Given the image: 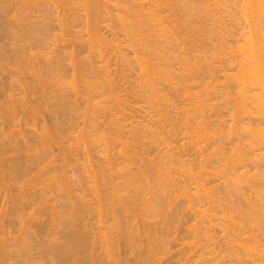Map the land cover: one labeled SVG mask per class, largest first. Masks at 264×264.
Returning <instances> with one entry per match:
<instances>
[{"label":"bare ground","instance_id":"1","mask_svg":"<svg viewBox=\"0 0 264 264\" xmlns=\"http://www.w3.org/2000/svg\"><path fill=\"white\" fill-rule=\"evenodd\" d=\"M15 67L0 264H264V0H0Z\"/></svg>","mask_w":264,"mask_h":264},{"label":"rangeland","instance_id":"2","mask_svg":"<svg viewBox=\"0 0 264 264\" xmlns=\"http://www.w3.org/2000/svg\"><path fill=\"white\" fill-rule=\"evenodd\" d=\"M9 17V16H8ZM9 19V18H8ZM6 20L5 19V23H7L6 21H9V20ZM51 49V48H50ZM85 51V50H84ZM19 68V67H18ZM15 69V70H14ZM13 69V73L12 72H8V71H2V72H0V85L1 86H3V89L4 90H2V93H0V108H5V107H7L10 103V96H13L12 97V99L13 98H15V99H13V100H15L17 103V105L18 106H20L19 104H21V103H19V100L21 99L20 97V95H21V90L20 89H18L19 87L17 86L18 85V83H16V81L13 83L12 81H14V79H12L13 77H18V75L19 74H17L18 72H17V69H16V67ZM16 72V73H15ZM2 74V75H1ZM4 74V75H3ZM12 74H13V76H12ZM17 74V75H16ZM6 75V76H5ZM10 75V76H9ZM24 77L26 76V75H23ZM222 75H220V77H221ZM4 78V79H3ZM7 81V82H6ZM3 83V84H2ZM6 83V84H5ZM8 84V85H7ZM12 85V86H11ZM14 86V87H13ZM7 87V88H6ZM16 87V88H15ZM18 87V88H17ZM5 92V93H4ZM3 94V95H2ZM9 95V96H8ZM8 96V97H7ZM15 96V97H14ZM3 103V104H2ZM6 103V104H5ZM4 105H7V106H4ZM45 109L47 110V108L45 107ZM44 109V110H45ZM46 110L45 111H43L44 113H42V114H40V116H39V119L38 118H33V119H35V120H33L32 118L30 119V120H28L29 118H25V119H19L18 120V124H24V126H26V128H28V126L29 125H31V124H34V123H38L40 126V129H41V127L43 126V129L46 127H51V122L49 121L50 119H49V116H47V112H46ZM48 111V110H47ZM43 115V116H42ZM39 120V121H38ZM26 122H28V124L26 123ZM50 122V123H49ZM25 123L28 125H25ZM48 124V125H47ZM50 124V125H49ZM43 131V130H42ZM29 136L31 135L30 133L28 134ZM31 136H33V135H31ZM66 136H68V135H66ZM66 136H62V137H66ZM75 136H76V134H75ZM1 140V139H0ZM22 141V140H21ZM1 142H2V140H1ZM0 142V143H1ZM69 142H71V143H74L73 142V140L71 139ZM71 143H69V145H72ZM60 147H55V148H53L54 149V156L55 157H57V160H58V162L57 163H55L54 164V166L55 165H60L61 164V159H62V152H61V150L59 149ZM151 155H153L152 153H151ZM51 168H53V166H51V167H47L46 168V170H49V169H51ZM52 173V172H54L53 171V169H52V171L50 170L49 171V173ZM37 174H38V177H40L41 175H40V173H39V171H35L34 173H33V175L35 176V177H37ZM48 174V173H47ZM44 174V175H46V176H43L41 179V181L43 182V181H47L46 183H49V176L48 175H50V177L52 176V175H54V173L53 174ZM15 176V175H14ZM13 176V177H14ZM13 177H11V178H13ZM29 178V177H28ZM28 178H26V179H24V180H20L19 182L20 183H17L18 184V186L20 187V186H22V184H23V182H25V183H27L26 181H30L31 180V176H30V178L28 179ZM48 178V179H47ZM28 179V180H27ZM17 181V180H16ZM11 183L10 184H12L13 186H14V183L16 184V182L15 181H10ZM18 182V181H17ZM17 184H16V186H17ZM20 184V185H19ZM11 185V186H12ZM10 186V191L9 190H7V187L5 188L6 190H4V188H1L0 189V196H1V198H0V201H1V203H0V228H2V224L4 225V223H5V221L8 219V217H7V215H5L6 214V211L7 210H11V209H14L15 208V206H13V205H15V200H16V197L14 196V194H16L17 193V196H18V192H17V189H16V187L14 188V190H13V187H11ZM11 188H12V191H11ZM9 191V192H8ZM15 191H16V193H15ZM11 192V193H10ZM4 193V194H3ZM7 193H8V195H7ZM12 193H14L13 195H12ZM61 193V192H60ZM8 196V197H7ZM13 196V197H12ZM51 196V195H50ZM4 197H6V198H4ZM9 197H11V198H9ZM14 197H15V199H14ZM13 199H14V201L15 202H12L13 201ZM11 200V201H10ZM6 201V202H5ZM8 201V202H7ZM5 204V206H3ZM53 204H56L55 202L53 203ZM34 212H35V208H33V209H29V210H27L26 211V215L27 216H25V218H24V220L26 221H28L29 222V220L31 221V220H33L32 218H30L31 217V215H32V213L34 214ZM44 216H41V219L44 221L46 218H47V215L45 216V214H43ZM2 216H3V218H2ZM30 216V217H29ZM88 217V218H87ZM86 217V219L85 220H87L88 222H87V224H89V226H90V224L92 225V223H94V219L92 218L91 219V217H89V216H87ZM186 217H188V216H186ZM186 217L183 219V221L185 220V222L187 221V226H188V224L190 223V221L189 220H191V217L189 216L188 217V219H186ZM6 218V219H5ZM190 218V219H189ZM2 221H3V223H2ZM184 222V223H185ZM2 223V224H1ZM84 223V222H83ZM84 224H86V221H85V223ZM31 225H33L32 227H34V226H36V225H34V224H31ZM28 226V225H27ZM29 227V228H28ZM28 227H25V229H23V231H18V229L19 228H17V230L16 231H18V233H14V237H16V238H20L21 236H23L25 239H28V238H30V239H32V238H35V236H34V234L33 233H35L34 231H37L38 230V227L36 226L35 227V229H33L34 231H32L33 233H30V235H29V233H28V231H25V230H29V229H32L30 226H28ZM185 227H186V225H185ZM184 227V228H185ZM28 228V229H27ZM94 228V227H93ZM3 229V228H2ZM2 229H0V234H1V232H2ZM20 230V229H19ZM31 230H29V232H30ZM27 232V235L26 234H24V233H26ZM182 233V232H181ZM2 234H3V232H2ZM20 234H22V235H20ZM62 233L60 232V233H58V234H56L53 238H52V240H56V239H58L59 237H60V240L58 239V241L59 242H61L62 240H61V238H62V236H63V234L61 235ZM185 234V236L184 237H186V235L188 236V234L187 233H185V232H183L182 234H180L181 235V237L183 236ZM25 235H26V237H25ZM33 237H32V236ZM1 236V235H0ZM29 236H31V237H29ZM1 237H4V235L3 236H1ZM22 237V238H23ZM56 238V239H55ZM29 240V239H28ZM31 242V241H30ZM33 244V243H32ZM176 244V243H175ZM175 244H172V246H170V247H172L171 248V250H172V255L169 257V256H166V257H164V255H163V258L164 259H162L163 261H161L160 262V260H158L157 259V261L159 262H157L156 261V259L153 261L154 262V264H177V262H178V260L177 259H180L179 257H181L180 255H181V248H180V245H177L176 244V247H175ZM174 245V246H173ZM178 246V247H177ZM41 250V249H40ZM40 250H39V252H36V251H38V250H36L34 253H36V255H37V253L39 254H41V252H43V250L44 249H42V251L40 252ZM93 250H95V251H93V255L95 256V254H96V257H94V256H92V257H94V259H95V261H97V260H99V259H97L96 260V258H99V256L101 255V251H100V249L97 247V249L96 248H94ZM122 250H124L123 248H122ZM180 250V251H179ZM95 252V253H94ZM97 252V253H96ZM123 252V251H122ZM127 252V250H124V252L123 253H126ZM182 252H183V250H182ZM179 253V255L177 256V254ZM97 255H98V257H97ZM124 255V254H123ZM126 256H128L127 255V253H126V255H124V257H126ZM177 256V257H176ZM38 257V256H37ZM91 257V256H90ZM133 257V255H130V258H132ZM174 257V258H173ZM162 258V257H161ZM173 258V259H172ZM92 259V258H91ZM133 259V258H132ZM152 262V263H153ZM176 262V263H175ZM151 263V264H152ZM91 264H92V261H91Z\"/></svg>","mask_w":264,"mask_h":264}]
</instances>
